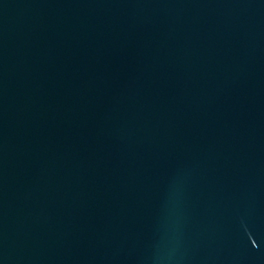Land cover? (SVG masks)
Wrapping results in <instances>:
<instances>
[{
    "label": "water",
    "instance_id": "water-1",
    "mask_svg": "<svg viewBox=\"0 0 264 264\" xmlns=\"http://www.w3.org/2000/svg\"><path fill=\"white\" fill-rule=\"evenodd\" d=\"M0 264H264V0H0Z\"/></svg>",
    "mask_w": 264,
    "mask_h": 264
}]
</instances>
